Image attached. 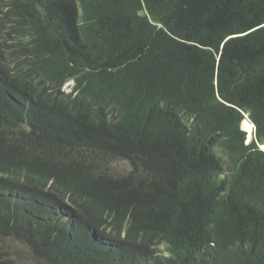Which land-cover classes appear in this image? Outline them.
I'll return each instance as SVG.
<instances>
[{
  "label": "trees",
  "instance_id": "trees-1",
  "mask_svg": "<svg viewBox=\"0 0 264 264\" xmlns=\"http://www.w3.org/2000/svg\"><path fill=\"white\" fill-rule=\"evenodd\" d=\"M262 145L264 0H0V264H264Z\"/></svg>",
  "mask_w": 264,
  "mask_h": 264
},
{
  "label": "rangeland",
  "instance_id": "rangeland-1",
  "mask_svg": "<svg viewBox=\"0 0 264 264\" xmlns=\"http://www.w3.org/2000/svg\"><path fill=\"white\" fill-rule=\"evenodd\" d=\"M69 84L64 88L66 92L69 91ZM264 149V147H262ZM115 172L117 174H125L130 168L125 162L115 164ZM7 257L13 261V264H45L43 261L33 257L28 246L21 242L7 240L5 242Z\"/></svg>",
  "mask_w": 264,
  "mask_h": 264
},
{
  "label": "clouds",
  "instance_id": "clouds-1",
  "mask_svg": "<svg viewBox=\"0 0 264 264\" xmlns=\"http://www.w3.org/2000/svg\"><path fill=\"white\" fill-rule=\"evenodd\" d=\"M69 84V91L68 92H70V90H71V88L73 87V85H74V83H73V81H69V82H67L65 85H64V87L62 88V90L63 91H65L64 90V88L67 86ZM66 92V91H65ZM67 92V93H68ZM245 120H248V118H247V116H246V118L242 121V123L245 121ZM249 121V120H248ZM250 122V121H249ZM242 123H241V125H240V129L243 131V132H245L244 130H243V128H242ZM251 123V122H250ZM252 125H253V134H254V130H255V127H254V124L253 123H251ZM246 133V132H245ZM253 136V135H252ZM246 139H247V141H246V143H249L250 141H251V139H252V137L251 138H248V135H247V133H246ZM262 147H264V145H262V146H260V149L262 150V151H264V149L262 148ZM108 161H109V158H107L106 159V162L108 163ZM119 162H125V163H127L128 165H129V163L128 162H126V161H111L110 163H108V169H109V171L114 175V176H118V175H124V174H117L116 172H115V164L116 163H119ZM129 168H130V170L127 172V173H125V174H128L130 171H131V167H130V165H129ZM50 208H51V206H48V209L50 210ZM53 213L57 216V217H62V215H60V212L59 211H57L56 210V208L54 207V210H53ZM69 217V214L67 213V212H65V215L62 217V218H68Z\"/></svg>",
  "mask_w": 264,
  "mask_h": 264
},
{
  "label": "bare ground",
  "instance_id": "bare-ground-1",
  "mask_svg": "<svg viewBox=\"0 0 264 264\" xmlns=\"http://www.w3.org/2000/svg\"><path fill=\"white\" fill-rule=\"evenodd\" d=\"M242 128L247 133L248 138H251L253 135V125L248 120H245L242 123Z\"/></svg>",
  "mask_w": 264,
  "mask_h": 264
}]
</instances>
